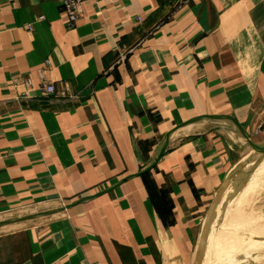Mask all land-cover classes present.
Masks as SVG:
<instances>
[{
  "label": "crops",
  "instance_id": "obj_1",
  "mask_svg": "<svg viewBox=\"0 0 264 264\" xmlns=\"http://www.w3.org/2000/svg\"><path fill=\"white\" fill-rule=\"evenodd\" d=\"M64 1L0 0V215L124 181L4 228L0 264H192L243 135L187 125L126 178L200 116L264 139V0H84L72 30Z\"/></svg>",
  "mask_w": 264,
  "mask_h": 264
},
{
  "label": "bare ground",
  "instance_id": "obj_2",
  "mask_svg": "<svg viewBox=\"0 0 264 264\" xmlns=\"http://www.w3.org/2000/svg\"><path fill=\"white\" fill-rule=\"evenodd\" d=\"M262 152L263 163L260 164L259 177L264 178V150ZM240 169L238 162L226 179L236 176ZM256 182L255 179L250 181L245 188H251L252 192L235 202L233 211H229V217L226 216L228 220H224L218 230L214 231L216 241L208 247L203 243L200 258L203 263L264 264V197L258 191L262 186L257 188L260 184Z\"/></svg>",
  "mask_w": 264,
  "mask_h": 264
},
{
  "label": "rangeland",
  "instance_id": "obj_3",
  "mask_svg": "<svg viewBox=\"0 0 264 264\" xmlns=\"http://www.w3.org/2000/svg\"><path fill=\"white\" fill-rule=\"evenodd\" d=\"M253 141L256 143H262L264 142V139L262 137L261 138L258 137V138H254ZM238 162L240 163V168H241L238 174L234 177H231L229 180L226 179L224 184L218 190L213 192V194H211L209 202L204 206L202 210L200 224L196 231L197 239L194 247L192 264H206L205 263L206 261L203 263L202 260L200 259L203 254L202 250L204 249L205 244L208 247L209 244L214 243L216 241V236L214 231L218 230V228L220 227L221 223H223L224 220H228V217L230 215L229 211L231 212L233 211L236 205L235 202L243 198L250 192H252L251 188L249 187L245 188L247 185H249L251 180L255 179V181H257L256 183L260 184L259 186H257V188L262 186L261 189H259L258 191H260L259 193H261L262 194L261 196L264 197V178L259 177L260 164L263 163V152L252 148L248 144L246 139L242 137L240 156L236 164ZM261 205H263V203ZM62 207H64L62 203L53 202V203L42 204L40 206L30 207L26 209L15 210L0 215V222L5 220H10L19 216H26L30 214L56 210ZM227 215L228 217H226ZM51 218L45 217L35 221H29V223H24V224L25 225L37 224L39 222H43L46 220L48 221ZM13 225L14 224L0 227V233L9 232L11 230L25 226V225H21L16 228L4 229ZM200 250L201 252L199 253Z\"/></svg>",
  "mask_w": 264,
  "mask_h": 264
},
{
  "label": "water",
  "instance_id": "obj_4",
  "mask_svg": "<svg viewBox=\"0 0 264 264\" xmlns=\"http://www.w3.org/2000/svg\"><path fill=\"white\" fill-rule=\"evenodd\" d=\"M215 119L231 120L232 123L236 126V128L239 130V132L243 135V137L246 139V141L248 142V144L252 148H254L255 150H259V151H263L264 150V142H262V143L254 142L251 132L248 131L243 126H241L239 123H237L236 120L233 117L227 116V115H205V116H200V117H197V118H193V119H191V120H189V121L177 126L172 131L168 132L166 134V136L164 137V139H163V141H162V143L160 145L159 153H158L157 157L153 160V162L146 169H144L143 171H141L137 175H133V176H130V177L126 178V180L134 178V177H140V176L152 171L158 165V163L161 161V159L164 157V155H165V153H166V151H167V149L169 147L171 137L177 130H179L180 128H183V127H185L187 125H190V124L196 123L198 121H201V120H215ZM123 181H120L116 185L112 186L111 188H109V189H107V190H105L103 192H100V193H98L96 195H93V196H87V197L81 198L80 200H78V201H76V202H74L72 204H69V205H67L65 207H62V208H59V209H56V210H50V211L36 213V214H30V215H26V216H19V217H15L13 219H10V220L2 221V222H0V227L6 226V225L15 224V223L26 222V221L34 220V219H37V218L51 216V215H55V214L61 213V212L65 211V210H69V209H71V208H73V207H75V206H77L79 204H82L85 201L97 198L99 196L104 195L105 193H108V192L114 190L121 183H123Z\"/></svg>",
  "mask_w": 264,
  "mask_h": 264
},
{
  "label": "built area",
  "instance_id": "obj_5",
  "mask_svg": "<svg viewBox=\"0 0 264 264\" xmlns=\"http://www.w3.org/2000/svg\"><path fill=\"white\" fill-rule=\"evenodd\" d=\"M185 2H189V0H185ZM83 4H84V0H65L64 1L65 13L68 19V29L72 30L76 28L77 23L82 17ZM43 19L44 17H40L39 21H42ZM138 21H142L141 18H138ZM26 28L29 31H32L33 25L28 24ZM46 70L47 69H43L40 71V77L42 81L41 91L44 96H50V95L56 94L57 92H56L55 85L53 83H48L46 81ZM27 83H28V86L31 85L30 81H28ZM68 92H69V89L66 88L65 91L63 92V96H67ZM254 135H257V132H255Z\"/></svg>",
  "mask_w": 264,
  "mask_h": 264
}]
</instances>
